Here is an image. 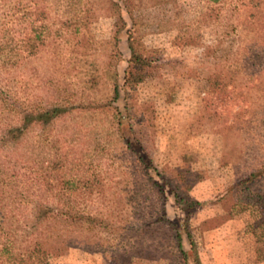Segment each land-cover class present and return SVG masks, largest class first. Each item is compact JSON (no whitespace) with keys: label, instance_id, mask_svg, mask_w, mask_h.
Segmentation results:
<instances>
[{"label":"rangeland","instance_id":"1","mask_svg":"<svg viewBox=\"0 0 264 264\" xmlns=\"http://www.w3.org/2000/svg\"><path fill=\"white\" fill-rule=\"evenodd\" d=\"M18 1L0 0V38L2 26L12 24ZM242 3L43 0L48 19L80 11L87 15L89 53L77 63L79 71L50 60L55 46L0 66L4 203L16 206L15 217L23 223L32 218L36 203L63 207L64 198L53 188L43 191L48 181L57 183L52 167L62 152L70 162L68 173L95 170L103 178L102 194L80 198L79 206L108 221V226L86 219L81 225L67 224L61 231L64 241L52 236L47 241L48 264H264V221L257 202L264 176L248 189L231 188L264 164V20L253 24L251 5ZM131 44L154 65L134 88L124 84ZM87 72L98 74L95 87L86 82ZM217 73L229 82L233 100L231 106L215 110L217 91L210 78ZM64 77L71 82L66 93L75 98L66 103L69 112L46 123L34 122L19 143L9 142V125L20 122L25 111L53 105L59 99L56 79ZM79 101L86 110L70 108ZM105 103L117 107L120 123L112 125V109L106 114L101 108ZM126 141L151 159L147 170L163 189L165 201L145 172L135 170ZM181 172L191 185L189 195L201 202L192 218L195 249L186 259L176 252L169 231L139 234L143 222L135 216L145 206L158 213L164 201L166 216L182 222L184 212L172 192ZM159 239L162 244L155 248ZM184 245L189 249L187 239Z\"/></svg>","mask_w":264,"mask_h":264},{"label":"trees","instance_id":"2","mask_svg":"<svg viewBox=\"0 0 264 264\" xmlns=\"http://www.w3.org/2000/svg\"><path fill=\"white\" fill-rule=\"evenodd\" d=\"M209 1L218 4L220 0ZM247 1L243 0L242 4L243 6L251 5V10L249 9L250 11H248L250 15L255 17L252 23L263 22L264 0ZM162 2H166V0H152L153 4ZM16 11L20 13L15 17ZM13 12L10 15L12 23L10 27H5L6 24H4L2 26L3 29H1L4 30L2 31L4 34L0 38L1 67L18 63L21 56L35 55L49 49V47L55 46L54 50L51 51L53 56L50 60L54 63L59 62L65 68L71 66L73 69L79 71L77 63L83 62L89 53L88 48L90 43L87 41L89 38H87L88 35L86 34L89 23L87 15H82V11H80L72 17L65 19H48L44 13L43 0H19ZM256 13L259 16L256 17ZM5 34L8 36L6 37ZM130 48L132 54L128 60L124 84L127 87L134 88L147 78L149 69L154 65L152 58L144 56L132 44ZM11 57H15V59H10ZM256 57L253 59L256 61L255 63H258L257 66H259L261 65V60L258 56ZM246 61H250L249 56ZM87 75L86 82H89V87H95L99 80L98 74L87 72ZM222 77L221 73H217L214 77L210 78L211 87L217 91L214 101L215 110L220 106H231L232 101L230 100H233L232 90L228 89L229 82L222 80ZM56 80L55 84L58 89H54V93L57 94L59 99L52 103L53 105L50 107L45 106L33 111L20 112V122L9 125V142L13 144L19 143L22 136L34 122L46 123L69 112L66 103L69 100L71 102L75 101V98H70V95L66 93L68 88L66 85H70L71 82L67 77ZM60 83L65 86H60ZM114 92L116 96L119 94L116 84L114 85ZM70 108H75L79 112H82L85 109L84 101H79L75 107ZM101 108L105 110L106 114H110L109 112L112 109L111 116L114 120L112 121V125L115 120L120 123L119 119L121 117L119 118V111L116 106L105 103ZM124 147L132 153L131 157L135 161L133 163L135 170L141 168V174H143V171L145 172L148 176V181L150 180L153 183V189H156L160 194V198L165 201L163 189L153 180L152 175L147 170L152 165L151 159L147 155L144 156L138 153L129 141H126ZM60 155L63 158L57 160L52 167L58 174L56 177L57 183H50L48 181L47 188L43 191L47 194L53 188L56 196H59L60 199L64 198L63 207H54L47 202L36 203L32 207L33 210L31 209L33 212L30 210L32 218L28 222L24 221L23 223L19 217H15L14 208L16 206L14 207L13 203L10 202L4 203L5 198H8V195H6L7 190L2 189L0 186V264H48L46 256L50 251V244L47 241L51 236L55 237V240L62 239L64 241L65 237L63 234L61 235V231L64 230L63 228H66L67 224H80V222L86 219L87 221H96L99 224L108 226L106 218L97 217L96 215L92 216L91 212H86L79 206L82 204L80 198L102 194L103 178L100 179L99 174H96L95 170L92 172L86 171L83 174L68 173L65 169L70 163L67 159L68 156L66 154L64 156L62 152H60ZM262 166L245 174L231 188L244 190L250 188L251 184H258L259 179L264 176V164ZM136 172L137 174L140 173ZM180 175L179 181H173V184H171L176 206L184 212L182 222L171 220L166 216L163 200L158 213L153 214L145 206L140 209L137 208L135 216L143 222L139 234L147 231H169L171 239L176 246V252L181 254L183 259H186L189 254L188 251L195 249L191 235L192 218L201 202L189 195L188 191L191 185L185 172H181ZM17 194L18 196L20 195L19 192ZM12 195L13 198L16 197L15 194ZM257 202L264 221V191L257 195ZM162 239L155 241L157 242L155 248L162 244ZM185 239L188 240L189 249L184 245Z\"/></svg>","mask_w":264,"mask_h":264}]
</instances>
